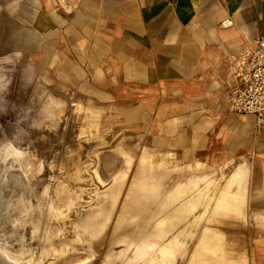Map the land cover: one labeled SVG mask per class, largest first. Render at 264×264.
Wrapping results in <instances>:
<instances>
[{"label":"rangeland","instance_id":"rangeland-1","mask_svg":"<svg viewBox=\"0 0 264 264\" xmlns=\"http://www.w3.org/2000/svg\"><path fill=\"white\" fill-rule=\"evenodd\" d=\"M10 31L0 13V171L21 179L0 193V264L223 261L208 242L241 237L240 164L186 166L147 144L119 111L73 95L50 49L18 51Z\"/></svg>","mask_w":264,"mask_h":264},{"label":"crops","instance_id":"crops-1","mask_svg":"<svg viewBox=\"0 0 264 264\" xmlns=\"http://www.w3.org/2000/svg\"><path fill=\"white\" fill-rule=\"evenodd\" d=\"M4 2L2 27L17 50L50 49L73 95L119 111L147 144L186 166L240 164L241 237L210 240L227 249L210 264H264V125L231 108L227 66L264 36V0Z\"/></svg>","mask_w":264,"mask_h":264},{"label":"built area","instance_id":"built-area-1","mask_svg":"<svg viewBox=\"0 0 264 264\" xmlns=\"http://www.w3.org/2000/svg\"><path fill=\"white\" fill-rule=\"evenodd\" d=\"M227 66L235 80L231 108L254 115L256 125H264V36L253 38L239 55L229 57Z\"/></svg>","mask_w":264,"mask_h":264},{"label":"bare ground","instance_id":"bare-ground-1","mask_svg":"<svg viewBox=\"0 0 264 264\" xmlns=\"http://www.w3.org/2000/svg\"><path fill=\"white\" fill-rule=\"evenodd\" d=\"M5 156V155H4ZM9 164V163H8ZM17 182H21V179L20 180H13V179H10L9 177H7L6 176V174H4L3 172H1L0 171V193H2V194H5L6 192H7V190L9 189V188H11L12 186H14ZM8 188V189H7ZM111 192L112 193H115L114 192V187L113 188H111ZM116 198L114 197L113 199H112V203L114 202H116V200H115ZM101 213V212H100ZM100 215V214H99ZM94 217L93 218H91V220H90V224L89 225H92V223L94 224Z\"/></svg>","mask_w":264,"mask_h":264}]
</instances>
